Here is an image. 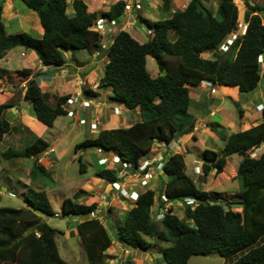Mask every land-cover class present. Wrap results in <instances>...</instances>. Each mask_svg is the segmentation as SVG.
Here are the masks:
<instances>
[{"label": "trees", "instance_id": "1", "mask_svg": "<svg viewBox=\"0 0 264 264\" xmlns=\"http://www.w3.org/2000/svg\"><path fill=\"white\" fill-rule=\"evenodd\" d=\"M21 1L37 14L43 35L41 38L23 32L7 35L0 7V57L13 48L23 47L34 50L42 65L61 67L65 63V51H98V55L107 57V63L97 87L111 88L112 103L130 110L139 109L140 121L129 127L100 130L94 137L77 144L75 151L100 149L103 153H115L123 162L137 167L154 143L169 144L191 132L190 87L207 80L213 85L237 87L239 93H246L254 90L262 78L258 58H264V23L260 17L264 7L249 5L247 0H244L247 10L243 14L245 34L233 41L224 59L217 51L236 29L238 11L233 0H217L214 10L207 9L202 0H190L183 10L171 12L169 18L155 22L144 20L146 28L152 30L144 43L119 31L106 50L100 49L101 36L91 29L92 22L99 16L118 20L123 15L124 1H117L107 12L97 15L88 12L81 0H73L71 17L66 14V0ZM162 1V9L170 12L171 0ZM207 53L211 59L203 57ZM147 56L154 59L160 73L155 78L146 69ZM17 74L26 78L31 71L23 69ZM4 75L6 70L0 69V79ZM82 94L87 98L95 95L88 89ZM24 98L32 104V116L48 128L57 117L67 115L65 105L70 95L56 97L43 93L32 78L24 86ZM12 106L11 102L0 105V140L12 130L2 117L3 111ZM261 114V123L242 132L226 135L217 124L209 126L225 144L219 151H202L204 175L211 170L216 174L222 172L231 155L241 157L235 175L240 189L233 201L200 190L185 173L183 155H170L162 165L168 181L163 185L160 212L166 203L178 201L183 207V218L169 207L160 221H153L150 210L155 192L147 189L120 218L114 228L115 241L140 251L149 250L151 237L170 243L162 251L164 264H188L190 257L212 252L225 259L237 255L230 264H264V152L257 157L249 156V151L264 141V108ZM47 150L48 144L36 138L21 151L6 149L1 157L6 161L36 158ZM79 165V171L84 173L80 158ZM116 173L104 168L94 176L116 183L119 181ZM38 174L49 175L35 160L29 177L35 179ZM82 193L83 190H78L71 198L63 199L64 216L83 218L98 210L96 203L76 202ZM212 197L225 201L209 203ZM22 202L21 208L0 207V264H67L60 257L55 241L60 232L44 220L54 216L46 192L30 188ZM234 206H239L241 211H233ZM75 229L87 264H107L105 252L112 240L104 225L91 218L77 223Z\"/></svg>", "mask_w": 264, "mask_h": 264}, {"label": "crops", "instance_id": "2", "mask_svg": "<svg viewBox=\"0 0 264 264\" xmlns=\"http://www.w3.org/2000/svg\"><path fill=\"white\" fill-rule=\"evenodd\" d=\"M72 1L73 0H66V14L70 17L74 13L71 6ZM81 1L87 6L88 12H96L97 15H99L107 12L113 4L120 0ZM122 1H124L125 4L139 3L141 9L132 10L128 13L126 12L122 15V19L119 18L116 20V25L112 28V35L114 36L119 31H125L139 43H144L149 37L146 38V34L138 29L137 23L144 24L146 27L144 20L155 22L169 18L171 12L174 10H183L190 0H171V11L166 13L168 14L167 17H164L159 12L157 15L155 12V10L159 11L160 9L164 11L162 9V0ZM202 2L204 6L207 7L203 0ZM0 7L4 31L8 29V26L12 25L11 31H9V33L6 31L7 35L23 32L34 38L42 37L43 28L37 14L32 9L28 8L21 0H0ZM146 8L150 11L147 12L145 10ZM151 16H157L160 17V19H153ZM6 19L8 23H6ZM115 28L116 31L114 32ZM217 52L219 55H222L220 49ZM95 53L96 51L87 49L77 52L65 51V63L61 67L42 65L34 50L25 49L23 47L13 48L0 57V69L6 70V75L0 79V105L9 102L13 105L2 113V117L10 123L12 130L3 136L0 143L7 145L4 141L6 138H9L11 145L16 143L17 139H20V137H24L23 142L25 146H27L33 142L31 141L32 138L29 136L30 131L36 134H41L42 136L46 134V138H50V136L47 135L48 130H44L46 126L32 116V111L30 112V109L33 108L32 104L24 98V86L31 78L34 79L43 93H48L51 96L60 97L64 95H73L75 93L82 94L81 92L84 89L93 91L95 95L94 97H91L92 104L89 108H93V111L89 113V119H85L80 123L85 126V132L93 136H95L100 130L129 127L138 122L140 116L138 108L130 110L123 105L112 103L109 99L112 96L111 88L104 87L99 89L97 87L99 80L103 75L104 66L107 63V57L102 53L99 56ZM203 57L207 59L212 58L210 53L203 54ZM152 59L153 58L149 56L146 57V69L149 75L152 78H155L160 73L156 64H152ZM23 69L30 70L31 75L26 78L19 76L17 71ZM214 88V93L210 92V87L201 84L189 88L191 102L188 108V114L193 120L192 130L188 134L177 137L168 145L157 142L153 144L150 150L153 152V156L149 158L144 157V159H147L148 161H154L147 171L148 178L146 186L140 184V181L144 179L142 174L145 171L141 172L134 168L129 171L127 170L125 176L122 179H119L118 184L121 191L112 189L109 183L101 179H90L87 184L74 192L75 194L78 190L84 191V193L80 195V198L76 200L77 203L83 205L96 203L97 209H101L100 211H103V213L97 210L87 217H73L71 222L74 226L69 231V235L76 236L75 225L77 223L86 219L95 218L102 222L107 231L112 232L114 236L110 248L105 252L106 259L111 257V260L105 259L106 263L164 264V261L159 260L149 251L130 249L129 247H126V245L116 242L114 228L118 225L120 218L134 205L130 195L133 193L141 194L147 189L154 191L155 198L157 197V200L154 201L150 210V216L152 220L155 221V214L160 211L159 204L162 198L163 185L168 181V178L161 171V168L159 169V167H157V165L161 162L163 164L164 159L173 154L183 155L185 173L194 181L200 190L216 193L230 201L234 200V195L239 192L240 187L235 184V187L231 190L227 187L225 189L222 186L229 181L236 183V169L241 161V157L236 154L231 155L226 160L222 172L216 174L214 170H211L208 175H204L201 169L202 161L199 155L200 153L198 154L196 151L195 143L201 145L202 151L204 149L219 151L223 148L225 141L210 130V125L217 124L223 129V132L226 135H229L248 130L263 121L261 111L264 108V73L262 74V78L257 87L250 92L239 93L237 87L215 85ZM52 101L53 99L51 98L50 102ZM230 102L237 107L238 118L236 116V108L231 104L235 109L234 111L230 106ZM121 114H123V116H120ZM60 119H64V116L57 117L53 126L49 128V131L57 132V124ZM64 130H67V128L65 127ZM12 131L13 134L16 132L14 135L16 138L13 136L11 138ZM43 131L44 133H42ZM83 135L86 136L84 133ZM86 138L87 136L85 139ZM40 139L43 140L42 138ZM43 141L47 143V141ZM47 144L48 148H51V145L49 143ZM8 148L11 147L8 146L7 149ZM183 148L186 152H184ZM82 149L84 151L88 150L85 148ZM13 150L21 151V149L19 150L18 148ZM76 152L77 150L75 151L74 149V154H76ZM262 152H264V141L261 142L258 148L250 150L249 156L257 157ZM187 156H191L192 160L188 162L186 159ZM26 159L32 160L33 162L36 160V158ZM38 162L40 163V161ZM82 164L81 167L86 170L85 164L83 162ZM232 164H234V166H232ZM98 165L101 166L100 164ZM141 165L142 162L140 160L139 166ZM13 166L16 167L14 163ZM44 168L46 169L45 166ZM26 174L29 175L28 169H26L25 175ZM31 184L32 183H29V181L25 179L24 186L27 187V191L30 189ZM40 186L41 185L38 186L40 188L39 191H43L41 190L43 187ZM25 194L26 193H23L22 197ZM105 204H107L106 207H103ZM178 204L181 206L179 208L182 209V204L180 202ZM169 207L172 208L174 213V207L171 203H166L164 205V210ZM236 208L241 211L239 206ZM181 213L184 216L183 210H181ZM95 215L102 216V218L98 216L95 217ZM61 235L68 237L67 233H61ZM79 244L82 247L80 241ZM107 255L109 256L108 258ZM85 264H87V262Z\"/></svg>", "mask_w": 264, "mask_h": 264}, {"label": "rangeland", "instance_id": "3", "mask_svg": "<svg viewBox=\"0 0 264 264\" xmlns=\"http://www.w3.org/2000/svg\"><path fill=\"white\" fill-rule=\"evenodd\" d=\"M206 4V8L209 10H214L217 5H215V0H203ZM249 5H260L264 7V0H247ZM235 5L237 6L238 11V20H242L244 12L247 10V5L244 3V0H233ZM147 12L150 10L148 8L145 9ZM145 12V11H144ZM158 15V12L167 17V12L162 11L161 9L158 11L155 10ZM262 16V14H261ZM153 19H160L157 16H151ZM122 19V18H121ZM264 21V18L262 16ZM237 20V21H238ZM121 21V20H120ZM6 23H8L6 19ZM8 25V24H7ZM12 25L8 26L6 30L8 33L11 31ZM137 27L139 30H142L143 33L146 32V27L144 24L137 23ZM5 31V33H6ZM116 31V28L114 32ZM12 35V34H9ZM146 38H148L146 36ZM149 59V58H148ZM149 62V60H148ZM152 64L155 65L154 59H152ZM231 108L235 111L236 108V116L238 118L237 107L234 108L231 105ZM109 105V104H107ZM75 108V107H74ZM32 109H30V112ZM93 111L92 109H88L87 111H82L80 109L76 110L74 117H65L64 119H60L59 123L57 124V132L49 131L48 127H45L44 130H48V136L50 138H46V134L42 136L41 134H36L34 132H29V136L32 138L31 141H34L37 137L42 138L43 140L47 141L51 145L53 152L50 154H44L37 156L36 159L40 160V164L46 167L47 172L49 173L48 176L38 174L35 179H31L29 175H25L26 169L30 170V167L33 164L32 160L29 159H19V160H11L6 161L1 157V153L7 149V147H11L13 149L18 148L19 150H23L26 146L24 144V137H20L17 139L16 143L10 145V139L6 138L4 141L7 145H3L0 143V207H12V208H21L23 207L22 202V194L26 193L27 187L24 186L25 179L29 181L31 184L32 189L40 190L38 187H43L41 190L45 191L50 202L51 208L54 212V216L45 217L44 220L46 223L55 228L60 232V234H56L55 241L58 247V251L60 257L67 263V264H85L87 262L85 253L83 251V247L79 244V239L75 235H69V231L73 228L74 224L71 222L73 217L71 216H62V204H63V197L71 198L74 192L87 184L90 179H98L94 176L96 171L100 169H104L106 166H99V162L101 163L102 155L98 154L95 149H88L84 151L82 148L77 150L76 154H74L75 146L81 143L85 137H94L93 135L85 132V126L80 124L83 120L89 119V113ZM120 116H123L121 114ZM136 120V119H135ZM140 121V116H139ZM134 123V122H133ZM56 125V126H57ZM67 130H64V128ZM222 130V128H219ZM215 135H218L216 132L212 131ZM16 132L12 131V136L16 138ZM44 133V131L42 132ZM86 134L85 135H83ZM185 135V134H183ZM182 136V135H181ZM205 138V137H204ZM192 142V141H191ZM208 142V141H207ZM9 143V144H8ZM194 144V143H193ZM195 148L198 154L202 155V148L201 145L195 143ZM49 148V149H51ZM184 149V148H183ZM182 149V151H183ZM165 153V151L163 150ZM184 152L186 150L184 149ZM153 156V152L149 151L145 156H143L141 162H148L147 159ZM195 157V156H194ZM79 158L85 164L86 171L84 173L79 172ZM187 161L189 162L192 160L191 156H187ZM13 163L15 166H13ZM39 163V162H38ZM234 166V164H232ZM189 170V168H188ZM187 170V171H188ZM24 171V173H23ZM54 180V181H53ZM226 183V182H225ZM236 186H239L238 182L234 183L233 181H229L226 184H223V188L226 189H233ZM219 185V184H218ZM217 185V186H218ZM4 189V190H3ZM157 200V197L155 198ZM178 201H174L171 205L174 207V214L179 215L178 217L181 219L183 218L181 210L183 208H179ZM105 204L103 207H106ZM237 206L233 207V211L240 212L237 210ZM99 211L101 209H98ZM103 213V211H100ZM99 212V213H100ZM101 217L99 215H95V217ZM104 219V218H103ZM105 220V219H104ZM104 223V222H103ZM61 233H67L68 237L61 235ZM110 239H114L113 233L109 232ZM151 243L149 248V252L152 253L155 257L159 260L163 261L162 258V251L164 248L168 247L170 243L157 240L155 237H151L148 239ZM237 255L225 259L218 255L217 252H212L207 256H192L188 260V264H230L235 260ZM109 256L107 255V258ZM106 259V258H105ZM106 260H111V257ZM108 264V263H107Z\"/></svg>", "mask_w": 264, "mask_h": 264}, {"label": "built area", "instance_id": "4", "mask_svg": "<svg viewBox=\"0 0 264 264\" xmlns=\"http://www.w3.org/2000/svg\"><path fill=\"white\" fill-rule=\"evenodd\" d=\"M141 9V5L139 3H134V4H125L124 6V10L123 13H128L132 10H140ZM116 25V21L115 20H110L106 17H98L97 19H95L92 22L91 25V29L94 32H97L98 34H100L101 36V40H100V49L101 50H106L113 38L112 35V28H114V26ZM246 31V23L242 20H238L237 21V25H236V29L234 30V32H232L230 34V38L227 40V42L221 46V50L223 52L227 51L229 46L231 45V43L239 36H243L245 34ZM148 36L152 35V30L151 29H146L145 32ZM96 55L99 54V52L97 51L95 53ZM258 62L260 64L261 70L264 68V58L262 56H259L258 58ZM201 84H203L204 86L210 87V92L214 93V88L211 86V82L203 80L201 81ZM91 101L90 99H86L83 98L79 93L73 94L67 101H66V107H67V116L68 117H74L76 110L80 109V110H87L90 105H91ZM75 107V108H74ZM82 123V122H81ZM53 150L50 149L46 154L52 153ZM98 153L101 154V150L97 151ZM117 163H121L122 168H127L129 167L128 164L121 162V160L116 156H112L111 159L104 157L101 160V164L106 165L107 167H110V165H114ZM123 172L120 170L118 172V176H122ZM145 178L148 177V175H144ZM146 181H142L141 184L145 185ZM112 186L115 188L117 187V184H112ZM131 197L133 199L136 198V195H131ZM164 212H160V214H158V220H161L163 217Z\"/></svg>", "mask_w": 264, "mask_h": 264}, {"label": "clouds", "instance_id": "5", "mask_svg": "<svg viewBox=\"0 0 264 264\" xmlns=\"http://www.w3.org/2000/svg\"><path fill=\"white\" fill-rule=\"evenodd\" d=\"M124 14V13H123ZM262 16H263V18H264V13H262ZM262 16L260 15V17H261V20H262V22L264 23V21H263V19H262ZM99 17H101V16H99ZM243 19V18H242ZM116 21V20H115ZM244 21V20H243ZM237 25V24H236ZM147 29V28H146ZM234 32V31H233ZM146 34V33H145ZM146 36L147 37H150V36H148L147 34H146ZM230 38V36L228 37V39ZM227 39V40H228ZM237 39V38H236ZM235 39V40H236ZM227 40L222 44V45H224L226 42H227ZM234 40V41H235ZM233 43V42H232ZM232 43H231V45H232ZM111 44V43H110ZM221 45V46H222ZM231 45L229 46V48H228V50L227 51H225V52H223L222 50H221V46H220V50H221V54H222V56L225 54V53H228V52H230L231 50ZM230 50V51H229ZM97 52V51H96ZM99 56V55H98ZM227 56V55H226ZM259 63V62H258ZM264 73V68L262 69V73L261 74H263ZM207 81V80H206ZM210 82V81H209ZM201 84V83H200ZM201 85H203V84H201ZM211 86L214 88V86L215 85H213L212 83H211ZM207 87V86H206ZM211 89V88H210ZM214 90H215V88H214ZM215 92V91H214ZM82 93V92H81ZM76 94V93H75ZM83 98H86V99H90V101H92L91 100V98H87V97H85L83 94H80ZM72 95H70V97H71ZM65 107H66V105H65ZM90 108V107H89ZM88 108V109H89ZM66 109H67V107H66ZM67 116V115H66ZM96 135V134H95ZM164 144V143H163ZM170 144V143H169ZM166 145H168V144H166ZM52 149V148H51ZM50 149L48 148V150L46 151V152H44V154H46L48 151H49ZM53 150V149H52ZM96 150V152L98 151V150H100V149H95ZM98 153V152H97ZM50 154V153H49ZM98 154H100V153H98ZM100 155H102V157H101V160H102V158H104V157H107V158H109V159H111L112 158V156H114V155H116L119 159H120V157L117 155V154H115V153H103L102 151H101V154ZM143 158V157H142ZM142 158L140 159V160H142ZM37 160V159H36ZM121 160V159H120ZM139 160V161H140ZM38 161H40V160H37V162ZM121 162H123L122 160H121ZM153 160L152 161H148V162H142V165L141 166H139V162H138V166L137 167H133L132 165H130L129 163H126V164H128L129 165V167H127V168H122V165H121V163H117V164H114V165H110V167H107L106 165V167H105V169H109V170H113V171H117V173H116V176L119 178V179H122L124 176H125V174H126V171L128 170H132V169H134V168H136L137 170H139V171H141V172H143V171H145L143 174H142V177L144 178L143 180H141L140 182H142V181H146V183H145V185H142L141 183V185L142 186H146L147 185V178H145L144 177V175L146 174V175H148V173H147V171H148V169L151 167V165L153 164ZM123 163H125V162H123ZM99 164L101 165V166H104L103 164H101L100 162H99ZM162 162L161 163H159L158 165H157V167H159V169L161 168V171H162ZM157 169V168H156ZM202 169V168H201ZM122 171L123 172V174H122V176H118V172L119 171ZM157 171H158V169H157ZM200 171V170H199ZM163 172V171H162ZM110 184V186H111V188L112 189H117L118 191H121L120 189H119V184H118V182H116V183H109ZM112 184H117V187H113L112 186ZM131 195H136V198L135 199H133L132 197H131ZM130 195V198H131V200L133 201V202H135V200L137 199V196L139 195V194H136V193H133V194H131ZM162 198L164 199V196H163V191H162ZM186 202H188V203H192V201L191 200H186ZM166 210H163L162 212H165ZM158 214H160V211H159V213H157V214H155V216H156V219H155V221H160V220H158ZM62 216H64L63 214H62ZM102 223V222H101Z\"/></svg>", "mask_w": 264, "mask_h": 264}, {"label": "water", "instance_id": "6", "mask_svg": "<svg viewBox=\"0 0 264 264\" xmlns=\"http://www.w3.org/2000/svg\"><path fill=\"white\" fill-rule=\"evenodd\" d=\"M229 54V52L228 53H225L223 56H221V59H224V57L226 56V55H228ZM81 90H82V88H81ZM260 144H261V141L260 142H258L255 146H254V148H258L259 146H260ZM253 148V149H254ZM225 200L223 199V198H209L208 199V202L209 203H223ZM130 249H134L133 247H129Z\"/></svg>", "mask_w": 264, "mask_h": 264}]
</instances>
